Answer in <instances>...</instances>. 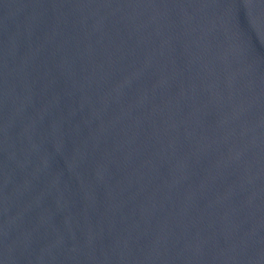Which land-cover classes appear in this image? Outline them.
I'll use <instances>...</instances> for the list:
<instances>
[{"label":"water","instance_id":"95a60500","mask_svg":"<svg viewBox=\"0 0 264 264\" xmlns=\"http://www.w3.org/2000/svg\"><path fill=\"white\" fill-rule=\"evenodd\" d=\"M0 264H264V0H0Z\"/></svg>","mask_w":264,"mask_h":264}]
</instances>
